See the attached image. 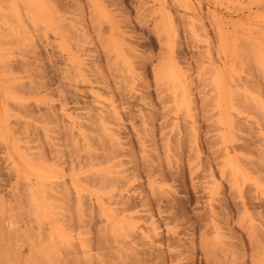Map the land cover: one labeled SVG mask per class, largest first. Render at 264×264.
Here are the masks:
<instances>
[{
  "label": "rangeland",
  "instance_id": "374dc122",
  "mask_svg": "<svg viewBox=\"0 0 264 264\" xmlns=\"http://www.w3.org/2000/svg\"><path fill=\"white\" fill-rule=\"evenodd\" d=\"M0 264H264V0H0Z\"/></svg>",
  "mask_w": 264,
  "mask_h": 264
},
{
  "label": "bare ground",
  "instance_id": "6f19581e",
  "mask_svg": "<svg viewBox=\"0 0 264 264\" xmlns=\"http://www.w3.org/2000/svg\"><path fill=\"white\" fill-rule=\"evenodd\" d=\"M36 4H37V2H35ZM34 5V4H33ZM39 5V4H38ZM36 6V5H35ZM44 7V6H43ZM111 176V175H110ZM109 176V177H110ZM114 178V177H113ZM108 179H110V178H108ZM41 183H42V181H41ZM44 183V182H43ZM112 183V182H111ZM40 185H42V184H40ZM109 185H110V183H109ZM111 186H114L113 184L111 185ZM43 187V186H42ZM102 187V186H101ZM44 188V187H43ZM29 192V191H28ZM30 194H31V192H30ZM34 196V195H33Z\"/></svg>",
  "mask_w": 264,
  "mask_h": 264
}]
</instances>
